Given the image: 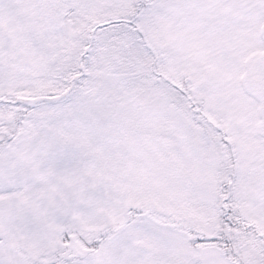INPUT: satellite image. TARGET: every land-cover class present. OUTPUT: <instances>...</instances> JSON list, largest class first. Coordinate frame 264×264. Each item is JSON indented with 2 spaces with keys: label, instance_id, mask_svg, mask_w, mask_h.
<instances>
[{
  "label": "snow or ice",
  "instance_id": "snow-or-ice-1",
  "mask_svg": "<svg viewBox=\"0 0 264 264\" xmlns=\"http://www.w3.org/2000/svg\"><path fill=\"white\" fill-rule=\"evenodd\" d=\"M0 264H264V0H0Z\"/></svg>",
  "mask_w": 264,
  "mask_h": 264
}]
</instances>
